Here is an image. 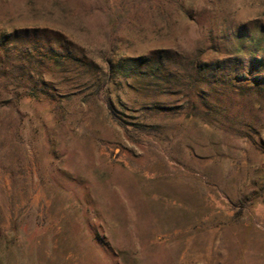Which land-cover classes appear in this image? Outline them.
I'll return each mask as SVG.
<instances>
[{
  "label": "rangeland",
  "instance_id": "rangeland-1",
  "mask_svg": "<svg viewBox=\"0 0 264 264\" xmlns=\"http://www.w3.org/2000/svg\"><path fill=\"white\" fill-rule=\"evenodd\" d=\"M0 264H264V0H0Z\"/></svg>",
  "mask_w": 264,
  "mask_h": 264
}]
</instances>
